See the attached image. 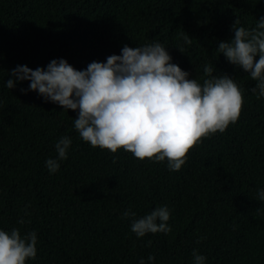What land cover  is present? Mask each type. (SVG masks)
Wrapping results in <instances>:
<instances>
[{"label":"trees","instance_id":"trees-1","mask_svg":"<svg viewBox=\"0 0 264 264\" xmlns=\"http://www.w3.org/2000/svg\"><path fill=\"white\" fill-rule=\"evenodd\" d=\"M262 17L264 0H0V230L35 231L37 255L26 264H195L194 250L204 264H264V97L217 49L237 19L251 30ZM151 43L189 79L202 85L208 65L243 96L237 121L190 149L179 171L93 148L74 127L78 111L46 102L27 80L5 84L18 66L64 59L83 71ZM64 136L67 159L50 173L46 160ZM164 206L170 232L131 231L133 219ZM129 209L135 218L124 217Z\"/></svg>","mask_w":264,"mask_h":264},{"label":"clouds","instance_id":"clouds-1","mask_svg":"<svg viewBox=\"0 0 264 264\" xmlns=\"http://www.w3.org/2000/svg\"><path fill=\"white\" fill-rule=\"evenodd\" d=\"M239 24L237 19L234 38L220 42L217 49L257 81L252 92L259 99L264 97V17L251 30L238 27ZM184 40L191 43L187 35ZM179 50L184 53L182 48ZM171 60L160 43L136 48L125 45L121 55L109 56L106 63L94 61L83 71L74 69L64 59L52 60L46 69L18 66L10 73L14 79L5 84L12 89L16 82L27 80L29 90L37 91L46 102L78 111L74 127L93 148L113 153L122 148L141 161L167 160L170 171H179L190 149L203 138L223 133L237 121L243 96L228 75H213V68L205 65L209 78L201 85ZM71 143L64 136L55 144L57 158L46 160L50 173L57 172L59 161L67 159ZM258 198L264 201V190L258 192ZM123 215L135 218L136 213L129 209ZM169 219V208L159 207L143 218L133 219L131 231L137 237L166 234L171 231ZM36 244L35 231L22 236L19 229L0 230V264H26V260L36 257ZM193 258L195 264H204L206 259L196 250ZM153 259L148 257L149 261Z\"/></svg>","mask_w":264,"mask_h":264}]
</instances>
